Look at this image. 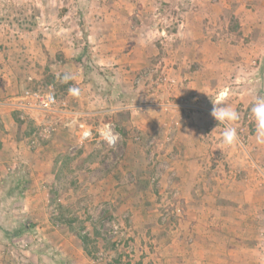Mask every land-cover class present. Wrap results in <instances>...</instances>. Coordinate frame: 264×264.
<instances>
[{
  "label": "rangeland",
  "instance_id": "1",
  "mask_svg": "<svg viewBox=\"0 0 264 264\" xmlns=\"http://www.w3.org/2000/svg\"><path fill=\"white\" fill-rule=\"evenodd\" d=\"M50 84L49 109L22 97ZM0 138V264L37 226L23 248L50 264L62 236L97 264H184L208 201L264 244V0H0Z\"/></svg>",
  "mask_w": 264,
  "mask_h": 264
},
{
  "label": "crops",
  "instance_id": "2",
  "mask_svg": "<svg viewBox=\"0 0 264 264\" xmlns=\"http://www.w3.org/2000/svg\"><path fill=\"white\" fill-rule=\"evenodd\" d=\"M10 140L12 139L10 138L9 142ZM5 145V139L0 138V168L11 159L3 151L10 148ZM6 177L8 178L9 175H4L0 170V179ZM11 179H8V181ZM197 181L201 180L198 179ZM198 190L203 193H210L200 188L197 190L193 188L192 192ZM237 193L239 194L238 191ZM210 194L216 196L215 193ZM231 200L235 202L238 199L232 197ZM37 202L39 201H27L26 206L30 208L28 211H33L37 207ZM209 202L192 207L191 212L196 215L192 219L196 218L199 221L202 230L200 231L201 234H197V228L192 227L191 232L188 234V240L182 241L184 248H188V250L183 249L184 264H264V244L260 243L262 239L257 240V237L251 236L252 230L254 231L252 235L255 234L254 228L256 227L255 224H252V213L254 214V212L246 211L247 215H245L240 213L239 205H222L221 203ZM5 230L9 231L8 229ZM15 230V233L8 234L13 243H11L10 249L17 256H20L24 264H43L40 255L47 264H50L45 254H38L37 247L35 250L33 248H23L24 241L28 240L31 243L30 240H33V238H36V242L39 244H42V242L47 243L49 238L47 226H37L32 233L29 228ZM184 234L186 235V231H184ZM61 238L60 247L59 245L56 247L59 264H97L93 258L84 255L83 248H79L78 243L71 244L65 236ZM31 245L33 246V241ZM178 251L179 249L174 248L168 255L159 254L156 257H146V259L151 258L154 264H177V259L182 256L178 254Z\"/></svg>",
  "mask_w": 264,
  "mask_h": 264
},
{
  "label": "built area",
  "instance_id": "3",
  "mask_svg": "<svg viewBox=\"0 0 264 264\" xmlns=\"http://www.w3.org/2000/svg\"><path fill=\"white\" fill-rule=\"evenodd\" d=\"M22 97L25 99H32L34 101V106L43 109H49L56 103L55 91L52 84L48 85L47 89L42 93L39 91L26 90ZM62 104L64 105L65 102ZM79 127L81 128V136L83 139L91 137V130L89 128L85 127L84 124H79ZM101 133L108 143H114L115 135L110 131L108 126H106Z\"/></svg>",
  "mask_w": 264,
  "mask_h": 264
},
{
  "label": "trees",
  "instance_id": "4",
  "mask_svg": "<svg viewBox=\"0 0 264 264\" xmlns=\"http://www.w3.org/2000/svg\"><path fill=\"white\" fill-rule=\"evenodd\" d=\"M76 61H78V62H80L82 65H84V68H85V70L87 71V73H92V70L90 69L91 67H92V69L94 68V70H96V66L95 65H92V66H90V65H86V63L85 62H82L81 61V56H79L78 58H77V60ZM90 66V67H89ZM95 66V67H94Z\"/></svg>",
  "mask_w": 264,
  "mask_h": 264
}]
</instances>
